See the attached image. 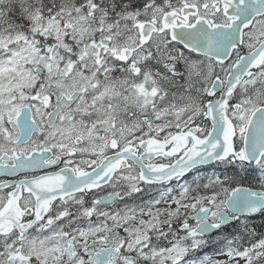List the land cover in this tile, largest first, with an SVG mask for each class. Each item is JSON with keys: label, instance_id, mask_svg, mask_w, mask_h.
Listing matches in <instances>:
<instances>
[{"label": "snow or ice", "instance_id": "6c2138e0", "mask_svg": "<svg viewBox=\"0 0 264 264\" xmlns=\"http://www.w3.org/2000/svg\"><path fill=\"white\" fill-rule=\"evenodd\" d=\"M0 264H264V0H0Z\"/></svg>", "mask_w": 264, "mask_h": 264}, {"label": "trees", "instance_id": "16d2710c", "mask_svg": "<svg viewBox=\"0 0 264 264\" xmlns=\"http://www.w3.org/2000/svg\"><path fill=\"white\" fill-rule=\"evenodd\" d=\"M208 171H205L207 174H210L212 171H213V169H211V168H209V169H207ZM219 171H221V169H217V172H219ZM257 222H259L258 220H257ZM210 251V250H209Z\"/></svg>", "mask_w": 264, "mask_h": 264}]
</instances>
